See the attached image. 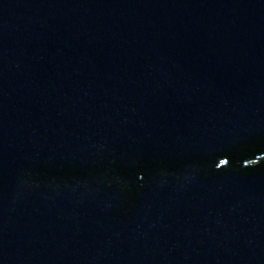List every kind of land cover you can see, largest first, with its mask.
Instances as JSON below:
<instances>
[{
    "label": "water",
    "instance_id": "1",
    "mask_svg": "<svg viewBox=\"0 0 264 264\" xmlns=\"http://www.w3.org/2000/svg\"><path fill=\"white\" fill-rule=\"evenodd\" d=\"M0 264H264V0H0Z\"/></svg>",
    "mask_w": 264,
    "mask_h": 264
}]
</instances>
